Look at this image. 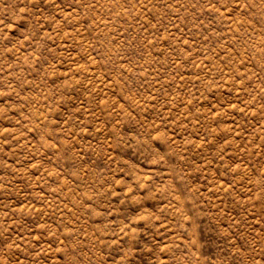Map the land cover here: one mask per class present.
Returning a JSON list of instances; mask_svg holds the SVG:
<instances>
[{
  "label": "rangeland",
  "instance_id": "374dc122",
  "mask_svg": "<svg viewBox=\"0 0 264 264\" xmlns=\"http://www.w3.org/2000/svg\"><path fill=\"white\" fill-rule=\"evenodd\" d=\"M0 264H264V0H0Z\"/></svg>",
  "mask_w": 264,
  "mask_h": 264
}]
</instances>
